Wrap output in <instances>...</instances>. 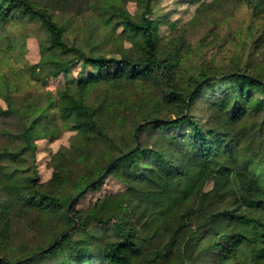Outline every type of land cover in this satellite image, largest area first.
<instances>
[{
    "label": "trees",
    "instance_id": "obj_1",
    "mask_svg": "<svg viewBox=\"0 0 264 264\" xmlns=\"http://www.w3.org/2000/svg\"><path fill=\"white\" fill-rule=\"evenodd\" d=\"M34 1L0 0V28L19 15L47 33L39 64L14 67L11 73L44 84L65 74L67 82L42 103L28 106L19 121L17 151L7 148L0 156L20 162L0 166V246L7 247L0 250V264H57L60 259L58 264H180L171 260L180 251L186 264H264V77L253 64L264 48V0L203 1L188 24L172 25L165 37L149 18L157 0H145L140 18L123 13L120 25L136 41L121 59L68 45L54 14ZM194 28L204 32L198 47L189 42ZM220 38L235 41L227 50L228 63L221 64L219 54L204 56ZM1 55L6 63L9 56ZM195 55L201 56L198 61ZM77 60L99 73L72 77ZM138 82L154 85L161 94L150 95L146 111L134 122L118 118L126 129L131 125L119 142L107 120L117 121L119 108H132L122 90ZM145 127L155 133L152 148L142 145ZM63 129L76 134L69 148L52 155L53 177L42 184L29 162L34 139H54ZM102 144L111 153L103 166L94 176L79 178L72 166L95 160ZM108 175L126 190L82 211L75 210L76 202L74 226L70 201ZM71 185L78 186L75 194L62 201L60 189ZM25 220L41 232V247L13 245ZM92 222L112 224L118 239L91 247L96 240L88 230ZM80 231L82 239L73 241ZM163 235L170 237L163 250L144 258L143 243L151 245ZM17 253L23 254L12 258Z\"/></svg>",
    "mask_w": 264,
    "mask_h": 264
},
{
    "label": "rangeland",
    "instance_id": "obj_2",
    "mask_svg": "<svg viewBox=\"0 0 264 264\" xmlns=\"http://www.w3.org/2000/svg\"><path fill=\"white\" fill-rule=\"evenodd\" d=\"M203 1L208 0H157L153 3L154 12L152 16L151 14L149 15V18H153L156 21L158 34L165 37L171 33L172 25L188 24L194 16L195 9ZM34 2L38 7L47 8L54 14L64 29L65 40L68 45H76L86 54H104L109 58L116 59H121L125 52H130V48L133 46L134 41H136L120 25L124 19V14L128 13L135 18H140L145 11V0H35ZM17 16L16 20L11 24L0 28V58L3 57L1 55L2 52L9 56V60L5 61L6 63L0 60V156L7 148L11 151H17L20 141L16 135L21 131L19 121L22 119L28 106L33 104V102L42 103L50 92H56L67 82V75L65 74L51 77L46 84L28 79L27 74L21 77L12 75L11 72L14 67L17 70H26L38 65L41 60L42 44H47V33L40 23L28 19L19 20V15ZM203 33V31L199 32V28H194L189 32V42H193L194 46L198 47L199 38ZM228 38L232 39V37ZM215 42L214 45L212 44L209 48L205 49L204 56L210 57L212 54H219V62L221 64L228 63L230 53L227 50L234 48L235 41L232 43V41L220 38L219 41L216 40ZM220 44L221 52L219 50ZM224 51L226 52V57H224ZM261 51L262 53L259 54L253 64L259 69L261 74L263 73L264 77V48ZM195 56L197 61L201 57L199 55ZM91 72L99 73L97 70L85 66L80 60L75 61L71 65L70 74L74 78L78 77L79 74ZM122 91L131 98L132 108H119L117 116L115 115L117 121L107 120L110 123L109 133L116 136L119 142V136L125 130L126 132L130 131L131 125L128 124V128L126 129V126L123 127L119 124L118 118L134 122L146 111L142 110V108L145 109L144 105L150 95L161 94L154 85L145 82L129 85V87L124 88ZM205 117L207 119V114H205ZM75 134L76 132L73 130L63 129L60 136L54 139L39 136L34 139L35 158L33 157V160L30 157L29 162H34L37 175L42 184H48L53 177L55 170L53 165H51L52 155L61 148H69ZM154 134V131L150 127H145L142 130L140 138L144 147L152 148L154 146L156 142ZM102 147L103 151L97 154L95 160L83 163L82 165L76 164L72 166V168H78L80 172L79 178L80 176L84 178L94 176L103 166L104 161L111 153L106 149L105 144H102ZM19 163L18 160L14 161L12 158L4 159V157H1L0 160V166H7L9 168L16 167ZM79 178L77 184L80 183ZM211 187L212 183L208 184L207 189H211ZM77 188L78 186L71 185L70 188L60 189L59 194L62 201H67L70 195L75 194ZM126 188L124 183L114 175H108L98 187L88 190L77 201L75 210L82 211L87 209L98 199L124 191ZM65 208H67V205ZM25 221L17 226L16 229L19 237L13 242V245L17 247L21 244H30L41 247V232L31 229L30 224H28L29 221ZM88 230L96 238L95 241L90 243L91 247L118 239L112 224L106 225L92 222ZM72 239L75 242L81 240L82 232H74ZM169 240V236L163 235L161 239L155 240L151 245H148L147 241H145L143 243L145 246L144 258H152L155 254L161 252ZM2 247L0 246V250L6 252L7 247ZM8 252L15 254V251L12 249H9ZM22 254L17 253L12 258H19ZM183 256L180 251L178 254L175 253L171 260L180 264H186L182 260L185 259ZM60 260H58L57 264ZM55 262L47 260L39 264H56Z\"/></svg>",
    "mask_w": 264,
    "mask_h": 264
},
{
    "label": "water",
    "instance_id": "obj_3",
    "mask_svg": "<svg viewBox=\"0 0 264 264\" xmlns=\"http://www.w3.org/2000/svg\"><path fill=\"white\" fill-rule=\"evenodd\" d=\"M135 135H136V137H137V133H136ZM100 180H101V177L98 178V179H96L95 181H93V182L88 186V188H90V187H92L93 185L97 184ZM88 188H86L84 191H82L80 194H78V196L74 197V198L70 201V203H69V205H68V212H69V213L73 216V218L75 219V225H74V226H76V224H77V217L72 213V208H73L74 204L77 202V200L83 195V193H84Z\"/></svg>",
    "mask_w": 264,
    "mask_h": 264
}]
</instances>
